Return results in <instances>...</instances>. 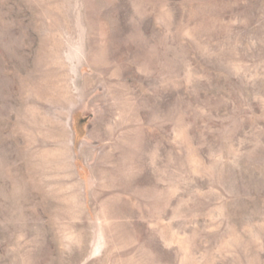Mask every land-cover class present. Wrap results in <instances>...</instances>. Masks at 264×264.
I'll return each instance as SVG.
<instances>
[{
	"label": "rangeland",
	"instance_id": "1",
	"mask_svg": "<svg viewBox=\"0 0 264 264\" xmlns=\"http://www.w3.org/2000/svg\"><path fill=\"white\" fill-rule=\"evenodd\" d=\"M0 264H264V0H0Z\"/></svg>",
	"mask_w": 264,
	"mask_h": 264
}]
</instances>
